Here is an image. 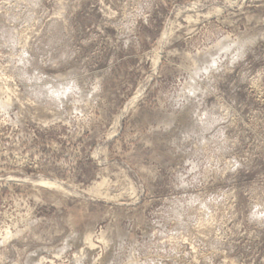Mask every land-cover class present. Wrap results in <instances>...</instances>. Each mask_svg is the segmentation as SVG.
Masks as SVG:
<instances>
[{
    "label": "rangeland",
    "instance_id": "1",
    "mask_svg": "<svg viewBox=\"0 0 264 264\" xmlns=\"http://www.w3.org/2000/svg\"><path fill=\"white\" fill-rule=\"evenodd\" d=\"M0 264H264V0H0Z\"/></svg>",
    "mask_w": 264,
    "mask_h": 264
},
{
    "label": "bare ground",
    "instance_id": "2",
    "mask_svg": "<svg viewBox=\"0 0 264 264\" xmlns=\"http://www.w3.org/2000/svg\"><path fill=\"white\" fill-rule=\"evenodd\" d=\"M99 187V186H98ZM85 237V236H84ZM84 245L88 248V249H90V248H94V245H93V243H92V240H91V235H88L87 234V236L84 238ZM83 246V245H82ZM85 250V249H84ZM84 250L83 251H81V252H84Z\"/></svg>",
    "mask_w": 264,
    "mask_h": 264
}]
</instances>
